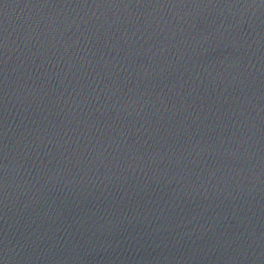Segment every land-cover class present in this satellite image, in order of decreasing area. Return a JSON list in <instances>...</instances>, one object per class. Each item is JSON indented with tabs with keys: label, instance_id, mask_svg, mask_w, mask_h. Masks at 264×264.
Wrapping results in <instances>:
<instances>
[{
	"label": "water",
	"instance_id": "obj_1",
	"mask_svg": "<svg viewBox=\"0 0 264 264\" xmlns=\"http://www.w3.org/2000/svg\"><path fill=\"white\" fill-rule=\"evenodd\" d=\"M0 264H264V0H0Z\"/></svg>",
	"mask_w": 264,
	"mask_h": 264
}]
</instances>
